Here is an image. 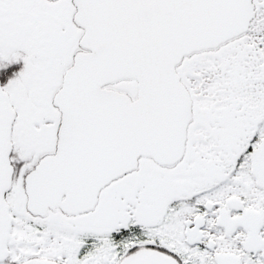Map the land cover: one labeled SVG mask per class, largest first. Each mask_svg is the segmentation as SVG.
<instances>
[{"label": "snow or ice", "instance_id": "1", "mask_svg": "<svg viewBox=\"0 0 264 264\" xmlns=\"http://www.w3.org/2000/svg\"><path fill=\"white\" fill-rule=\"evenodd\" d=\"M0 264H264V0H0Z\"/></svg>", "mask_w": 264, "mask_h": 264}]
</instances>
